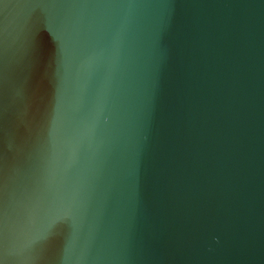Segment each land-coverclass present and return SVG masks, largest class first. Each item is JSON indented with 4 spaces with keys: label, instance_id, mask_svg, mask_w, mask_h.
I'll return each instance as SVG.
<instances>
[{
    "label": "water",
    "instance_id": "water-1",
    "mask_svg": "<svg viewBox=\"0 0 264 264\" xmlns=\"http://www.w3.org/2000/svg\"><path fill=\"white\" fill-rule=\"evenodd\" d=\"M0 264H264V0H0Z\"/></svg>",
    "mask_w": 264,
    "mask_h": 264
}]
</instances>
